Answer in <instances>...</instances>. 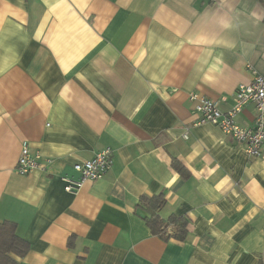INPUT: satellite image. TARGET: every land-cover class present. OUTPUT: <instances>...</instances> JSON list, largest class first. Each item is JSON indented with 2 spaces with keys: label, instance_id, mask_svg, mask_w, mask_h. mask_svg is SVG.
<instances>
[{
  "label": "crops",
  "instance_id": "0c3cea01",
  "mask_svg": "<svg viewBox=\"0 0 264 264\" xmlns=\"http://www.w3.org/2000/svg\"><path fill=\"white\" fill-rule=\"evenodd\" d=\"M254 72L264 0H0V224L29 243L17 264H264V155L198 124L189 98L228 113ZM25 140L49 167L15 171ZM106 149L104 179L68 194ZM159 196L185 240L151 230L141 204Z\"/></svg>",
  "mask_w": 264,
  "mask_h": 264
},
{
  "label": "built area",
  "instance_id": "2783aa9c",
  "mask_svg": "<svg viewBox=\"0 0 264 264\" xmlns=\"http://www.w3.org/2000/svg\"><path fill=\"white\" fill-rule=\"evenodd\" d=\"M254 80L248 85L238 88L235 96V105L228 113L219 110L218 105L204 96L192 94L190 100L197 102L196 109L200 115L198 124H212L219 127L226 136L232 137L236 143L242 145L248 157L264 155V75L254 72ZM254 104L256 108L255 123L250 128H244L237 124L236 117L248 104ZM186 133L183 138L188 139ZM111 149H106L91 160L76 164V172L79 178H63L65 191L71 195H77L88 181H97L104 177L113 166V154ZM40 152H33L28 141L21 143L20 156L15 171L22 176L29 175L36 170H45L51 165V160L44 159Z\"/></svg>",
  "mask_w": 264,
  "mask_h": 264
},
{
  "label": "trees",
  "instance_id": "16d2710c",
  "mask_svg": "<svg viewBox=\"0 0 264 264\" xmlns=\"http://www.w3.org/2000/svg\"><path fill=\"white\" fill-rule=\"evenodd\" d=\"M173 167L182 176L188 174L186 168L178 161L174 160ZM163 196L154 198H143L142 206L149 213L148 222L151 230L165 239L185 240L187 234V221L185 218L171 216L164 220L159 217V211L165 206ZM171 227L173 232L167 229ZM29 243L17 235L16 226L13 223L5 222L0 224V264H17L12 256L23 258L29 252Z\"/></svg>",
  "mask_w": 264,
  "mask_h": 264
}]
</instances>
